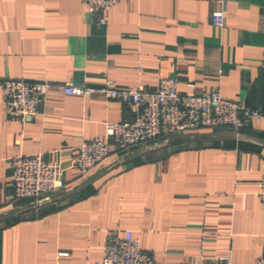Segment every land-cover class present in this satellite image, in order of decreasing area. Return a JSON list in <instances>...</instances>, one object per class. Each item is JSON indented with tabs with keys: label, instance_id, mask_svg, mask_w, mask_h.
<instances>
[{
	"label": "crops",
	"instance_id": "0c3cea01",
	"mask_svg": "<svg viewBox=\"0 0 264 264\" xmlns=\"http://www.w3.org/2000/svg\"><path fill=\"white\" fill-rule=\"evenodd\" d=\"M166 77L180 94L217 91L261 119L112 146L80 176L79 144L129 114L60 86L100 88L106 78L154 89ZM5 80L52 87L36 116L9 118ZM36 153L63 170L64 188L46 201L15 199L11 159ZM263 177L264 0H121L103 26L82 0H0V264H97L113 230L132 232L155 264H250L264 258Z\"/></svg>",
	"mask_w": 264,
	"mask_h": 264
},
{
	"label": "built area",
	"instance_id": "2783aa9c",
	"mask_svg": "<svg viewBox=\"0 0 264 264\" xmlns=\"http://www.w3.org/2000/svg\"><path fill=\"white\" fill-rule=\"evenodd\" d=\"M121 0H82L95 15L97 23L105 25L108 12ZM224 4L212 14L216 28L224 25ZM175 77L159 80L154 89L139 86L123 90L112 87L105 78L104 86L92 88L65 82L60 89L65 95L90 97L100 94L106 99L122 103L129 118L105 127V138L83 141L77 147L72 168L86 176L92 169L103 163L114 146L118 152L156 140L162 135L183 134L200 129L220 127L240 130L247 120L261 119V115L241 104L222 98L217 91L200 95L180 94ZM47 82H26L5 80L2 82L3 110L9 118L27 119L36 116L49 89ZM12 195L15 199L46 201L49 195L64 188L63 170L47 163L42 154L18 155L11 159ZM258 198L264 205V177L261 180ZM97 264H155L153 258L141 249L139 238L132 232L113 230L108 234L102 260ZM219 264H236L227 258ZM250 264H264V258Z\"/></svg>",
	"mask_w": 264,
	"mask_h": 264
}]
</instances>
